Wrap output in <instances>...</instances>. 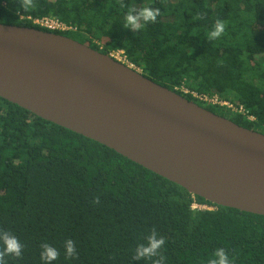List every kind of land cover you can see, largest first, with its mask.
Listing matches in <instances>:
<instances>
[{"label": "trees", "instance_id": "trees-1", "mask_svg": "<svg viewBox=\"0 0 264 264\" xmlns=\"http://www.w3.org/2000/svg\"><path fill=\"white\" fill-rule=\"evenodd\" d=\"M123 2L159 8L161 15L133 32L122 27L127 9L118 0H36L37 7L26 12L18 0H0V23L49 31L31 20L56 17L76 30L54 33L101 53L122 51L146 78L264 134V0ZM217 20L225 22V33L209 40ZM192 93L241 106L254 120ZM97 196L100 203L94 204ZM193 202L212 209H191ZM153 227L166 239L164 264H208L217 248L232 264H264V216L192 196L0 98V230L24 245L22 257L6 256L7 264H45V242L60 252L51 264H152L133 257ZM68 239L76 258L65 256Z\"/></svg>", "mask_w": 264, "mask_h": 264}, {"label": "water", "instance_id": "water-1", "mask_svg": "<svg viewBox=\"0 0 264 264\" xmlns=\"http://www.w3.org/2000/svg\"><path fill=\"white\" fill-rule=\"evenodd\" d=\"M0 98L192 196L264 216V134L72 38L0 23Z\"/></svg>", "mask_w": 264, "mask_h": 264}, {"label": "clouds", "instance_id": "clouds-1", "mask_svg": "<svg viewBox=\"0 0 264 264\" xmlns=\"http://www.w3.org/2000/svg\"><path fill=\"white\" fill-rule=\"evenodd\" d=\"M118 2L121 8L127 9L122 27L130 29L133 32L140 31L149 23H156L157 17L161 15L159 8L151 6L136 8L135 6L125 4L123 0H118ZM18 3L25 12L37 7L36 0H18ZM199 18L201 17L198 16L197 19ZM225 28V22L217 20L213 30L208 33V39H219L225 33ZM93 203H100L98 196ZM146 241V243L137 245L133 258L135 260H148L152 264H164L166 257L163 255V249L166 239L163 236H159L155 227H153L150 234L146 237ZM0 243L3 245L0 248V264H7L5 260L6 256L22 257L24 245L14 234L0 230ZM41 249L40 258L45 264H51V262L56 261L60 256L59 250L47 242L41 244ZM65 256L68 259L77 257L75 243L71 239L65 242ZM208 264H232V261L224 248H217L213 253V258L209 259Z\"/></svg>", "mask_w": 264, "mask_h": 264}, {"label": "built area", "instance_id": "built-area-1", "mask_svg": "<svg viewBox=\"0 0 264 264\" xmlns=\"http://www.w3.org/2000/svg\"><path fill=\"white\" fill-rule=\"evenodd\" d=\"M28 19H30V18L28 17ZM31 22L33 24L41 27V28L49 30L50 32H70V31L74 32L76 30L75 27L62 22L58 18L53 17V16H45V17H41V18H35V19H32ZM108 55L111 56L112 58H114L115 60L127 65L128 67H130L136 71L139 70L138 68H136L134 65L130 64L126 60L122 51L111 52ZM182 91L184 93L188 92L185 89H183ZM192 95L202 102L209 103L211 105L224 106L229 110L230 113H241V114L245 115L248 120H251V121L254 120V118L252 116L248 115L247 112L241 106L237 107L229 101L220 100L217 96L209 97L206 95H197L195 93H192ZM191 209L205 210V209H212V208L208 207L206 205H201V204H198L196 202H193L191 205Z\"/></svg>", "mask_w": 264, "mask_h": 264}, {"label": "rangeland", "instance_id": "rangeland-1", "mask_svg": "<svg viewBox=\"0 0 264 264\" xmlns=\"http://www.w3.org/2000/svg\"><path fill=\"white\" fill-rule=\"evenodd\" d=\"M138 72H140L139 70H137Z\"/></svg>", "mask_w": 264, "mask_h": 264}]
</instances>
